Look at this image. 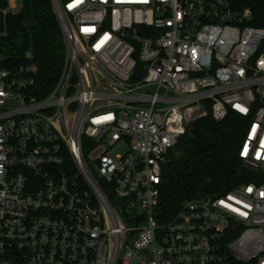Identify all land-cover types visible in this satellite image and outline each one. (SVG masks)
I'll use <instances>...</instances> for the list:
<instances>
[{
    "label": "built area",
    "instance_id": "1",
    "mask_svg": "<svg viewBox=\"0 0 264 264\" xmlns=\"http://www.w3.org/2000/svg\"><path fill=\"white\" fill-rule=\"evenodd\" d=\"M250 1L52 0L56 86L42 91L32 51L0 57V264H264V15ZM19 7L0 0V38ZM230 110L250 118L242 158L260 182L159 220L169 153Z\"/></svg>",
    "mask_w": 264,
    "mask_h": 264
},
{
    "label": "trees",
    "instance_id": "2",
    "mask_svg": "<svg viewBox=\"0 0 264 264\" xmlns=\"http://www.w3.org/2000/svg\"><path fill=\"white\" fill-rule=\"evenodd\" d=\"M250 2L256 13L264 15V0ZM253 24L264 27V19ZM7 28L8 36L0 38V57L7 64H20L26 52L32 51L37 83L45 94L50 92L63 74L67 57L52 0H23L21 11L8 15ZM145 68L138 64V71ZM249 123V117L230 110L222 120L210 111L189 126L163 167L155 210L159 220L173 219L190 199L221 197L237 187L260 182L259 173L247 168L242 158Z\"/></svg>",
    "mask_w": 264,
    "mask_h": 264
},
{
    "label": "rangeland",
    "instance_id": "3",
    "mask_svg": "<svg viewBox=\"0 0 264 264\" xmlns=\"http://www.w3.org/2000/svg\"><path fill=\"white\" fill-rule=\"evenodd\" d=\"M20 6H21V5H20ZM18 11H21V7H19ZM132 238L135 240V239L137 238V235L134 234V235L132 236Z\"/></svg>",
    "mask_w": 264,
    "mask_h": 264
},
{
    "label": "water",
    "instance_id": "4",
    "mask_svg": "<svg viewBox=\"0 0 264 264\" xmlns=\"http://www.w3.org/2000/svg\"><path fill=\"white\" fill-rule=\"evenodd\" d=\"M245 166L247 167V168H251L249 165H247V164H245Z\"/></svg>",
    "mask_w": 264,
    "mask_h": 264
}]
</instances>
